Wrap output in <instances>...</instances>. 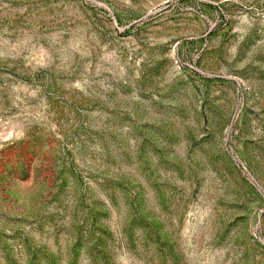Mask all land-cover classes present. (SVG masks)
Listing matches in <instances>:
<instances>
[{
	"label": "rangeland",
	"instance_id": "rangeland-1",
	"mask_svg": "<svg viewBox=\"0 0 264 264\" xmlns=\"http://www.w3.org/2000/svg\"><path fill=\"white\" fill-rule=\"evenodd\" d=\"M0 264H264V0H0Z\"/></svg>",
	"mask_w": 264,
	"mask_h": 264
}]
</instances>
